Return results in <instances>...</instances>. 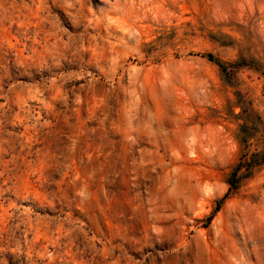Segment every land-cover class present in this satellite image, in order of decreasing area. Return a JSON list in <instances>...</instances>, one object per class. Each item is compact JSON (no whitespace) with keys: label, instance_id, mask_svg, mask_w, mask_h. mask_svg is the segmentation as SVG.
Returning <instances> with one entry per match:
<instances>
[{"label":"rangeland","instance_id":"rangeland-1","mask_svg":"<svg viewBox=\"0 0 264 264\" xmlns=\"http://www.w3.org/2000/svg\"><path fill=\"white\" fill-rule=\"evenodd\" d=\"M0 264H264V0H0Z\"/></svg>","mask_w":264,"mask_h":264},{"label":"trees","instance_id":"trees-1","mask_svg":"<svg viewBox=\"0 0 264 264\" xmlns=\"http://www.w3.org/2000/svg\"><path fill=\"white\" fill-rule=\"evenodd\" d=\"M201 55L206 56L210 60H214V56L211 53H206V54H201Z\"/></svg>","mask_w":264,"mask_h":264}]
</instances>
